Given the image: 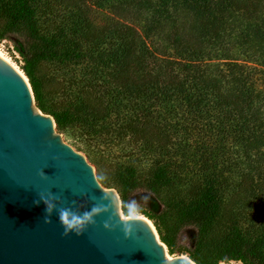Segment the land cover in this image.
Wrapping results in <instances>:
<instances>
[{
  "label": "trees",
  "instance_id": "16d2710c",
  "mask_svg": "<svg viewBox=\"0 0 264 264\" xmlns=\"http://www.w3.org/2000/svg\"><path fill=\"white\" fill-rule=\"evenodd\" d=\"M254 2L0 0V39L19 38L38 107L95 141L98 176L122 202L137 190L159 199L161 240L197 264H264V17L224 22ZM101 9L114 14L105 24ZM172 9L193 23L166 32ZM237 44L261 55L242 63ZM49 62L83 74L56 83Z\"/></svg>",
  "mask_w": 264,
  "mask_h": 264
},
{
  "label": "water",
  "instance_id": "95a60500",
  "mask_svg": "<svg viewBox=\"0 0 264 264\" xmlns=\"http://www.w3.org/2000/svg\"><path fill=\"white\" fill-rule=\"evenodd\" d=\"M97 175L87 155L58 131L54 116L36 105L28 77L0 55V264H197L187 254L170 255L145 216L131 238L114 209L82 236H65L56 213L51 224L44 222L46 206L34 203L40 193L51 191L62 201L58 207L81 213L105 193L122 202Z\"/></svg>",
  "mask_w": 264,
  "mask_h": 264
},
{
  "label": "rangeland",
  "instance_id": "374dc122",
  "mask_svg": "<svg viewBox=\"0 0 264 264\" xmlns=\"http://www.w3.org/2000/svg\"><path fill=\"white\" fill-rule=\"evenodd\" d=\"M251 1H255L254 2L255 5H256V3H259V8H261V9L259 11H257L255 14H247V15L232 14L231 16H228L230 13L229 14L227 13V14H225V20H224L225 24L227 26H229L230 28L240 29V25L243 23V21H250V22L251 21H257V22L261 21L262 18L264 17V0H251ZM180 10L181 9H179V10L172 9V12L174 13L175 17H177L176 19H174V20H176V23L172 24L171 21H169V23H166V27H164V30L166 32L172 31L173 29H175L176 26L180 29V28H182L181 25L183 27H189V25H191L193 23L192 15L184 13V12L181 13ZM110 15H114V14H112L111 12H109L107 10L101 9V10L93 11V18L99 24H105L107 21V17H109ZM133 16H134V14H133ZM130 19H132V20H130ZM130 19H128V21L132 25H135L136 27H138V29L141 28V26L144 24L143 19L142 20H138V19L134 20L133 18H130ZM230 34H231V36H230L231 38H229L228 36H225L226 40H228V41L232 40V42H237V41L239 42V41L244 40V38H241L240 36H238V32L231 31ZM162 40H165V37H162L159 39L160 42ZM19 43H20L19 38L18 39H16V38H14V39H12V38L0 39V51H2L1 53H3V55H5L10 61H12L15 64V66L17 68H19L27 76V74L23 68L24 67V61L22 60V57L19 53ZM166 43H167L166 40H165V42L163 41V44H161V46H164ZM235 47L236 48L232 51V53L234 54L233 56L238 57L239 58L238 60L242 63H244L243 59H246V56H248V55L256 56L257 58L259 55H261L260 54L261 50L260 51L257 50V52L251 51L249 54H245L249 50V48L242 47L239 44H237ZM168 50L170 51L171 48L169 47ZM248 63L252 66H257L259 69L262 68L259 63H253V62H248ZM46 65H47L48 73L51 74V76H53V81L56 83L62 84L63 82H65L67 77H71V75L73 76V73H75L77 78L80 77V75L82 76V74H83V70H81L82 67L80 65L75 66V67H69V68L63 67L58 62H49ZM261 77H263V76H261ZM28 79H29V77H28ZM261 80L262 79L260 78L258 81L261 83ZM35 102H36V105L39 106L36 99H35ZM49 103L50 104H57V103H59V101L53 100V101H49ZM42 111L44 113H46L44 110H42ZM47 114H49V113H47ZM60 132L63 134L64 139L68 143L72 144L77 150L80 149V151H82L83 153H85L87 155L89 161H91L95 165L97 173H98L99 167H98L96 161L97 160L101 161L102 157L98 156V154L95 151V147H94L95 141L92 140L89 137V135L78 126H74V127L68 128V130L60 131ZM90 150H91V152H90ZM92 150L94 152H92ZM106 166L113 167V164L111 162H108L106 164ZM114 188H116V187H114ZM144 196H149L150 199L149 200H143L142 197H144ZM130 199H136L137 201H139L141 203V206L143 208V216L149 218L153 222V226H155V228L158 232V229H157L156 223H155L154 213L159 212L162 209V205H161L159 199H157L155 196H153L151 194L146 193L145 190H137V191L133 192V194L130 195L128 200H130ZM158 235L160 238L159 232H158ZM167 250H168V247H167ZM168 253L170 255L182 254V253H178V252L172 254L169 252V250H168ZM183 254H186V253H183ZM219 264H242V263L237 262V261H231L230 263L221 262Z\"/></svg>",
  "mask_w": 264,
  "mask_h": 264
},
{
  "label": "clouds",
  "instance_id": "9594fccd",
  "mask_svg": "<svg viewBox=\"0 0 264 264\" xmlns=\"http://www.w3.org/2000/svg\"><path fill=\"white\" fill-rule=\"evenodd\" d=\"M42 176L47 178L44 173ZM100 179L107 180V176L104 174L99 175ZM95 180L99 186V180L95 177ZM109 193H105L102 196L100 202L94 204L91 209L84 212L74 210L72 207H58V201L60 198L49 191L47 194L40 193L39 200L34 201L36 205H39L42 201L44 203L46 215L44 216V222L47 224L52 223V215L57 214L60 224L64 229V235L68 236L74 233L77 236H82L84 231L89 225L96 223V217L108 213L114 209V215L119 217V221L123 223V231L126 238H131L134 234V223L143 221V208L141 203L136 199H130L127 201H116L112 199ZM143 200H149V196L142 197ZM104 227L112 229L113 225L109 222H105Z\"/></svg>",
  "mask_w": 264,
  "mask_h": 264
},
{
  "label": "bare ground",
  "instance_id": "6f19581e",
  "mask_svg": "<svg viewBox=\"0 0 264 264\" xmlns=\"http://www.w3.org/2000/svg\"><path fill=\"white\" fill-rule=\"evenodd\" d=\"M2 51H0V55L6 57L5 55H3V53H1ZM7 58V57H6ZM8 59V58H7ZM9 60V59H8ZM12 62V61H11ZM13 63V62H12ZM14 64V63H13ZM15 65V64H14Z\"/></svg>",
  "mask_w": 264,
  "mask_h": 264
}]
</instances>
